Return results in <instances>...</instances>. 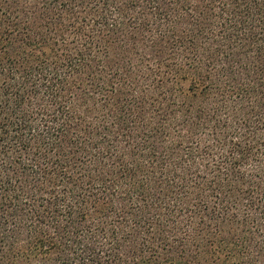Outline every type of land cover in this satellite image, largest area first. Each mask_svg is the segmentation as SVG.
Instances as JSON below:
<instances>
[{
  "label": "trees",
  "instance_id": "16d2710c",
  "mask_svg": "<svg viewBox=\"0 0 264 264\" xmlns=\"http://www.w3.org/2000/svg\"><path fill=\"white\" fill-rule=\"evenodd\" d=\"M0 264H264V0H0Z\"/></svg>",
  "mask_w": 264,
  "mask_h": 264
}]
</instances>
